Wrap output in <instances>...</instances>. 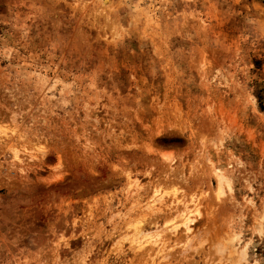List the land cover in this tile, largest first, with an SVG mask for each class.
I'll list each match as a JSON object with an SVG mask.
<instances>
[{"label":"rangeland","instance_id":"rangeland-1","mask_svg":"<svg viewBox=\"0 0 264 264\" xmlns=\"http://www.w3.org/2000/svg\"><path fill=\"white\" fill-rule=\"evenodd\" d=\"M0 264H264V0H0Z\"/></svg>","mask_w":264,"mask_h":264},{"label":"bare ground","instance_id":"bare-ground-1","mask_svg":"<svg viewBox=\"0 0 264 264\" xmlns=\"http://www.w3.org/2000/svg\"><path fill=\"white\" fill-rule=\"evenodd\" d=\"M222 178H224V177H222ZM223 180V179H222ZM219 189H220V193L222 192L221 191V180H220V186H219ZM164 196V194L163 195H161L160 197H158L156 200L155 199H153V201L155 202V203H153V204H151L150 206H155L157 203H159L158 201H160L161 199H162V197ZM153 197V196H152ZM152 201V202H153ZM196 211V213H197V215H198V209H196L195 210ZM182 215H184V214H182ZM184 218H182L183 220H182V222L179 224H174V223H170V225L168 226V228H169V230H171V231H176V230H178V227H180V225H184V226H186V230H189V226H190V224L195 220V216L192 214V212L191 211H189L188 213H186L184 216H183ZM136 227H138V225L136 226ZM131 242L133 243V244H131V246L132 245H135V247L136 248H142L144 245H143V242L142 241H138V238H134L133 240H131ZM147 243L148 244H153V242L152 241H147ZM134 247V246H133ZM141 250V249H140ZM243 254V253H242ZM242 257H244V256H242Z\"/></svg>","mask_w":264,"mask_h":264}]
</instances>
